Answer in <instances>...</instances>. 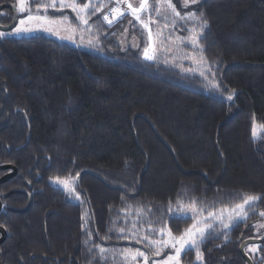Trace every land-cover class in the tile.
<instances>
[{"label":"trees","instance_id":"16d2710c","mask_svg":"<svg viewBox=\"0 0 264 264\" xmlns=\"http://www.w3.org/2000/svg\"><path fill=\"white\" fill-rule=\"evenodd\" d=\"M199 9L216 84L145 60L143 46L123 48L126 18L108 27L93 16L97 48L43 32L0 36V164L18 171L0 184L3 264H118L144 248L134 221L136 237L149 222L179 235L192 220L177 215L193 198L207 214L244 193L262 198L247 221L225 230L227 241L217 224L203 261L194 250L181 260L248 264L240 244L264 235L253 227L264 219V130L251 132L253 118L264 125V0H200ZM56 177H75L79 199ZM250 245L264 264V242Z\"/></svg>","mask_w":264,"mask_h":264},{"label":"snow or ice","instance_id":"6c2138e0","mask_svg":"<svg viewBox=\"0 0 264 264\" xmlns=\"http://www.w3.org/2000/svg\"><path fill=\"white\" fill-rule=\"evenodd\" d=\"M123 2L126 4V9L121 8L119 5ZM18 5L15 11L19 14L27 13L23 18L18 19V26L14 27V32L19 34L22 32H29L33 29L28 27L30 22L35 21L41 27L45 25L60 26L63 30L71 33L67 38H72L77 30L92 31L93 25L89 23L92 16H96L97 13L103 12V9L107 7L104 3H98L93 5L91 0H83V2H77V0H16ZM200 0H183L182 7L180 10L177 9L176 3L173 0H154L150 3V0H139V3L134 5L131 0H117V4L114 7H110L107 13L103 14V21L108 27L118 21L121 17L125 16L127 12H130L131 16L135 21L139 22L145 29L148 30L149 41L153 40L152 29L150 27L153 23H158V20L152 19L154 13L158 19L165 21L164 28H171L173 32H187L185 35H175L172 33L167 37H163L162 31L157 30V38H163L168 42V48H176L178 51H182V46H189L193 50V54L185 56L190 58L194 63L203 65L207 63L206 57L202 55L205 49L202 46L201 41L205 38L204 30L208 28V21L204 18V12L199 9ZM33 5L35 7L33 8ZM191 6H197L196 10H192ZM71 9L75 13V19L79 21L80 25L85 26V29H78L73 26L67 16H61L59 18H50L43 13H47L49 9L52 10H63ZM187 9V11H185ZM143 13H148L147 21L142 18ZM171 18V19H169ZM99 19V17H98ZM183 22V23H180ZM131 23V21H130ZM67 25V27H64ZM191 25V26H189ZM52 31L51 28L46 29ZM59 34V32H57ZM0 35H3L0 33ZM91 43V41H89ZM157 48L145 47L143 50V57L145 60L153 61L156 58L155 52ZM201 53L197 56L195 53ZM191 71V69H189ZM211 67L207 68V72L211 73ZM201 76H205V72H200ZM213 75H215L213 73ZM206 78V77H205ZM218 87V86H216ZM228 99H232V95L228 96ZM261 129L264 130V125H261ZM252 136H257V122L253 118L252 122ZM79 176V173L76 174ZM55 183L62 185L67 191H75V177H68L61 179L56 177ZM79 199V196L76 197ZM262 198L254 194H241L239 201L234 202L231 205H225L219 209L208 211L207 215L204 216V208L198 207V204L203 202L193 198L191 203L181 208L180 213L177 215V219H191L192 223L183 230L179 235H175L170 227L161 226L154 228L153 223L149 222L148 231L143 235L136 237V221L133 222L132 235L136 238L137 243L144 245L146 250L136 249L127 250L125 259H131L137 262V258H142V264H181L182 253H186L188 250H194L196 253V260L203 261V254L200 250L201 244L205 241L207 236L211 235L216 230V225L221 227L222 234L224 235L225 241L228 240L227 229L232 227L234 224L239 222H246L250 215V210L253 206L260 201ZM171 210V209H170ZM150 211V210H149ZM138 214H143V209L138 210ZM258 215L264 218V211H260ZM253 227L259 231L264 229V222H257ZM125 229H120L123 233ZM151 233V235L149 234ZM89 238H92V233H88ZM87 243V241H85ZM94 248L98 249L100 254H104L107 250L99 244H94ZM259 248L258 245H249L247 250L249 252H255ZM165 249H171L172 252L167 254L161 261H156L154 257H159L164 253ZM91 252L92 249H89Z\"/></svg>","mask_w":264,"mask_h":264},{"label":"rangeland","instance_id":"374dc122","mask_svg":"<svg viewBox=\"0 0 264 264\" xmlns=\"http://www.w3.org/2000/svg\"><path fill=\"white\" fill-rule=\"evenodd\" d=\"M66 2H70V0H66ZM77 2L78 3L79 2H83V0L82 1L77 0ZM131 2L134 5H136V4L139 3V0H131ZM153 2H154V0H150V3H153ZM173 2L176 3L177 9L180 10L181 7H182L183 0H173ZM91 3L93 5H97L98 3H104L105 5H107V7H105L103 9V12H101L102 13L101 18L103 20V14L107 13L109 11L110 7L116 6L117 0H91ZM33 6H35V5H33ZM119 6L121 8L126 9V4L123 3V2H121ZM192 7L193 6H191V8ZM49 11H53V10L49 9L47 11V13H43V14L49 16L50 18H59L61 16H67L69 18L70 23L73 26L78 27V29H85V26L80 25L79 21L75 19V13H73L71 11V9H67L66 8V9H63V10H56L58 13L59 12L63 13L61 15H57L58 13L56 15H52V14L49 13ZM185 11H187V9H185ZM66 12H68V13L66 14ZM71 12L73 13V16L72 15L70 16ZM26 15H27V13H24V14H21L20 17L16 18L15 19L16 22L14 23L15 26H18V19L19 18H23ZM141 15H142V18L147 21L148 13H143ZM124 18H126L127 21H126V23L124 25L123 30L119 33V35L116 38V41L123 48H129V47L138 48L140 46H143L142 50H144L145 47H149L151 45L152 47L158 49L155 52V55H156V58L154 59L155 61H159V62H162V63H165V64H170V65H173V66L180 67L182 70L190 72V73L193 72V73H199L200 74L201 71H204L205 72V76L204 77H207L210 82H213L214 84H216V82H215L216 77H215V75H213V71H211V73L207 72V68L211 67L208 62L206 64L199 65L197 63H194L192 61V59L185 58L186 55L190 57L193 54V50L189 46H187V45L182 46V49H183L182 51H178L176 48H172L171 50H169L168 42L166 40H164L163 38H157V36H156V33H157L158 29L162 31L163 37L169 36L170 33H172L173 36L178 35V34L179 35H183V33L173 32V30L170 27L169 28H164L165 21L163 19H158L155 16V14L153 13L152 14V19L153 20H158V23H153V24L150 25V27L152 29V34H153V40L149 41V39H148V30L145 29L139 22L135 21L134 18L131 16L130 12H127L125 16L121 17L118 21L114 22L112 25L122 21ZM169 19H171V18H169ZM130 21H131V23H130ZM89 23L93 25V28H92L91 32L87 31L86 29L85 30H77L75 32V34L72 35V38H67L69 35H71V33L63 30V28H61L60 26L45 25L44 27H41L35 21L30 22L29 25H28V27H31L33 29L32 31L22 32V33L17 34V33L14 32V27H15L14 26L13 29H11L10 31H3V30L0 29V33H2L3 35L4 34L5 35L6 34L32 35V34L43 32V33H46V34H48V35H50L52 37H55L57 39L64 40V41H69V42L74 43V44L79 45V46L97 48L98 45H100L101 41H100L98 35L96 34L97 32L95 31V24L93 23V16L91 17ZM180 23H183V22H180ZM64 27H67V25H65ZM48 28H51L52 31L46 30ZM2 29H5V28H2ZM57 32H59V34H57ZM140 34L143 37V43H141L142 40L139 38ZM3 35H0V36H3ZM89 41H91V43H89ZM195 54L197 56L201 55V53H199V52H197ZM189 69H191V71H189ZM260 130H261V125H259L257 123V135H259ZM61 179H65V178H61ZM54 180H55V178L52 179V182L55 185L63 187L62 185H60L58 183H55ZM75 184H76V179H75ZM74 187H75V185H74ZM76 192L77 191L75 189L74 192H69V193L74 194V195H78V193H76ZM203 215L206 216L207 214L203 213ZM260 222H264V219L262 221H260ZM263 231H264V229H260L257 232H263ZM142 235H144V234H142ZM135 250L136 249H133L132 251L134 252ZM140 250H146V249L140 248ZM171 252H172L171 249H165L164 253L161 256L154 257L153 259H155L156 261H161V260H163L165 258V256L167 254H170ZM126 254H127V251H124L122 258L121 259L120 258L116 259V262L118 264H142V258H137V262H134L131 259H125ZM182 255H183V253H182ZM149 264H152L151 260L149 261ZM181 264H185V263H183L182 260H181Z\"/></svg>","mask_w":264,"mask_h":264},{"label":"water","instance_id":"95a60500","mask_svg":"<svg viewBox=\"0 0 264 264\" xmlns=\"http://www.w3.org/2000/svg\"><path fill=\"white\" fill-rule=\"evenodd\" d=\"M2 7L3 6L0 5V9ZM4 169H11V171L0 177V184L12 178L17 173V168L12 164H0V170H4ZM1 208H2V203L0 200V210ZM0 234H1L0 236V244H1L6 240L7 237L6 230L2 226H0ZM262 242H264V235L262 237L247 238L243 240V242L240 244L241 255L247 261L248 264H254V262L251 259V257L248 255V253L245 251V247L250 244L262 243ZM0 264H3L1 258H0Z\"/></svg>","mask_w":264,"mask_h":264},{"label":"flooded vegetation","instance_id":"af4514ba","mask_svg":"<svg viewBox=\"0 0 264 264\" xmlns=\"http://www.w3.org/2000/svg\"><path fill=\"white\" fill-rule=\"evenodd\" d=\"M0 5L3 6L0 9V20H4V23H0V29L3 31H10L15 26V19L21 16V14L15 11V8L17 7L16 0H2ZM8 17L9 21L5 22L7 21Z\"/></svg>","mask_w":264,"mask_h":264}]
</instances>
